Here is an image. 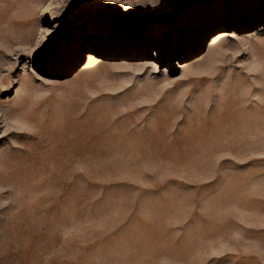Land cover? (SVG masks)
<instances>
[{
    "label": "rangeland",
    "instance_id": "374dc122",
    "mask_svg": "<svg viewBox=\"0 0 264 264\" xmlns=\"http://www.w3.org/2000/svg\"><path fill=\"white\" fill-rule=\"evenodd\" d=\"M0 264H264V0H0Z\"/></svg>",
    "mask_w": 264,
    "mask_h": 264
}]
</instances>
